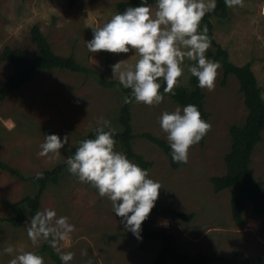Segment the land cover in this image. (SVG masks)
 I'll list each match as a JSON object with an SVG mask.
<instances>
[{
	"label": "rangeland",
	"instance_id": "obj_1",
	"mask_svg": "<svg viewBox=\"0 0 264 264\" xmlns=\"http://www.w3.org/2000/svg\"><path fill=\"white\" fill-rule=\"evenodd\" d=\"M120 1L124 0H78L75 6L69 7L68 0H0V53L5 46H11L34 56L38 46L31 29L37 23L57 53L74 54L81 64L104 71L107 78L113 79L111 66L121 60L134 64L137 59L133 56L134 50L128 54L90 53L86 42L93 38L92 27L102 26L120 12ZM155 5H149L153 11ZM212 21L215 37L228 49L230 58L238 65L252 64L264 97V0H244L243 7H232L226 16H214ZM191 63L185 59L183 64L185 72L180 82L186 85L191 76L187 71ZM12 72L11 62L0 58V85ZM222 78L220 64L214 91L204 89L212 130L203 145L199 142L190 148L185 165L174 168L168 155L146 138H135L133 145L136 152L153 162L149 178L162 185L156 204H170L195 213L189 221L174 216H155L154 225L173 232L180 249L191 254L232 255L239 251L242 258L248 255L264 257L263 219L255 215L252 205L247 203L244 222L237 223L232 214L231 188L215 192L212 182V176L227 170L225 155L231 146V125L242 124L248 114L238 78L229 75L225 85ZM122 87L121 84L102 86L98 77L91 73L44 70L0 100V158L24 176L0 167V217L12 213L8 202L37 192L30 177L66 163L70 147L79 144L100 125L101 117L110 121L116 131L121 128L118 117L125 98ZM176 107L182 110L185 106L170 96H164V101L157 106L135 102L132 108L134 132L151 131L166 138L158 118L164 111L171 112ZM49 132L61 139L66 134L69 136L59 158L38 155ZM116 150L125 154L119 143ZM252 169L255 179L264 181V138L254 149ZM25 208L28 212V207ZM40 209H53L57 218L66 216L74 225L67 239L54 237L59 252L74 253L68 264H153L161 245V240L155 239L142 247V234V239L138 240L125 229L121 218L115 216L111 202L69 172L62 174L59 183H51L44 190ZM31 220L28 216L21 227L3 222L0 264H9L16 254L15 251L5 253L6 247L34 252L43 244V237L36 245L28 238ZM43 258L44 264H56L48 254Z\"/></svg>",
	"mask_w": 264,
	"mask_h": 264
},
{
	"label": "clouds",
	"instance_id": "obj_2",
	"mask_svg": "<svg viewBox=\"0 0 264 264\" xmlns=\"http://www.w3.org/2000/svg\"><path fill=\"white\" fill-rule=\"evenodd\" d=\"M224 3L228 8L244 6V0H224ZM216 7V0H156L153 11L147 0H141L140 6L128 7L102 26L92 27L93 38L86 42V47L90 53L128 54L134 50L133 56L137 57L134 64L121 60L111 66L112 78L118 79L125 89H131V96L124 98L125 104L134 99L138 104L157 106L164 101V94L174 95L185 72V59L193 62L187 71L197 78L198 87L211 92L220 64L206 56L211 40L207 25L201 31V23ZM161 80L166 85L163 94ZM158 119L175 163H187L190 148L212 130L211 123L202 118L193 104L182 110L176 107L174 111H164ZM99 124L94 138L80 141L74 155L67 158V170L79 182L95 188L100 197L108 199L125 229L140 240L142 224L154 208L162 185L149 178L148 170L116 150V130L110 121L101 117ZM68 142L67 134L63 139L57 134L46 135L38 155L59 158ZM36 178L42 179L43 173H37ZM72 231L74 225L68 222V217L57 218L55 210L44 209L32 218L27 235L36 245L41 237L64 240ZM52 246L56 247L54 240ZM14 251L16 254L9 264H44V258L33 251L14 250L11 246L4 249L8 254ZM73 257L72 252L59 253L63 264Z\"/></svg>",
	"mask_w": 264,
	"mask_h": 264
},
{
	"label": "trees",
	"instance_id": "obj_3",
	"mask_svg": "<svg viewBox=\"0 0 264 264\" xmlns=\"http://www.w3.org/2000/svg\"><path fill=\"white\" fill-rule=\"evenodd\" d=\"M78 0H68L69 7L77 4ZM156 3V0H147L148 6ZM217 7L215 11L205 15L201 23V31L204 25H207L208 36L211 40V47L207 50V58L218 61L223 68L222 84H227L229 75H235L240 83V91L244 94V102L248 108V114L245 121L241 124H232L230 127L231 146L225 155L227 170L224 174L212 176V182L215 192H220L226 188H231V208L232 214L237 223L244 222V213L246 204L252 205L255 215L263 219L264 227V181L256 180L252 169V157L256 145L264 138V97L262 87L258 83L257 75L250 62L243 65L236 64L231 58L227 48H225L215 37L214 16L224 17L229 9L225 6L224 0H216ZM141 0H124L118 3V9L123 12L128 7L140 6ZM31 34L35 40L38 51L34 56H28L20 48L5 46L0 53L2 60L10 61L13 65V72L10 73L3 85H0V100L3 101L11 92L19 90L22 86L30 82L33 77L44 70H69L75 72L91 73L98 77L102 86L116 87L120 83L116 79L106 77L104 71H98L81 64L74 54L63 55L57 53L43 33L40 25L35 23L32 26ZM193 63V62H192ZM191 63V64H192ZM161 93L166 85L161 80ZM124 96H131V89L121 88ZM175 94H164L183 106L193 104L198 107L202 118L209 122L210 113L206 109V92L198 87L196 77L190 76L188 85L180 82V85L174 89ZM135 100L130 104L122 103L119 110V123L121 128L116 131L114 139L124 149L128 158L133 159L142 168L150 171L153 162L146 159L142 153L136 152L133 141L137 137L146 138L157 144L169 157L171 165L179 168L186 163H175L172 160L171 148L167 138L156 135L151 131L134 132L132 108ZM100 126V125H98ZM92 129L84 138H94ZM107 130V129H106ZM52 134V132H49ZM207 135L200 141L201 145L205 143ZM116 143V144H117ZM79 144L70 147V156L74 155ZM0 167L22 177L21 171L13 167L9 162L0 158ZM66 163H60L51 169H44L42 179H37L36 175L30 177L38 190L33 194H28L16 201H10L12 213L6 217H0V234L4 221L10 222L16 227H21L27 222L28 216L32 219L37 212H40L41 201L44 190L52 183L57 184L64 172H68ZM28 207V212L26 208ZM157 215L174 216L183 220L194 218V212H185L177 209L170 204H156L152 209L148 219L142 224L141 234L144 237L142 247H146L149 242L160 239L161 245L157 252L153 264H264V257L260 255H248L241 257L240 252L236 251L232 255L221 253H203L191 254L180 249L176 235L167 228H160L154 225V219ZM54 236H49L44 240L40 248L34 252L42 257L48 254L56 264H63L59 258V251L52 246Z\"/></svg>",
	"mask_w": 264,
	"mask_h": 264
}]
</instances>
